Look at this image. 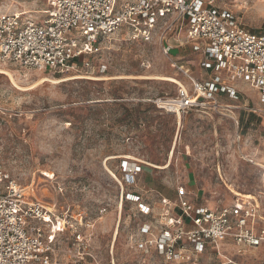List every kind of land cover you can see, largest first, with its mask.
Wrapping results in <instances>:
<instances>
[{"label":"rangeland","instance_id":"rangeland-1","mask_svg":"<svg viewBox=\"0 0 264 264\" xmlns=\"http://www.w3.org/2000/svg\"><path fill=\"white\" fill-rule=\"evenodd\" d=\"M220 4L249 30L264 31V0ZM47 8V0H0V14ZM166 39L131 41L122 31L83 58L91 67L64 75L2 66L15 81L0 73V163L47 207L92 221L96 254L88 264H173L139 248L140 229L183 196L211 208L245 198L258 203L264 216L259 92L239 81L240 100L226 96L219 111L179 116L162 110L153 101L175 96L179 84L150 76H171L189 87L179 66L197 68L200 61L186 30ZM124 161H136L142 170L126 176ZM131 194L139 198L131 200ZM143 205L150 208L146 214ZM53 225L44 234L64 264L71 235L59 221ZM182 264H264V246L239 254L227 242Z\"/></svg>","mask_w":264,"mask_h":264},{"label":"built area","instance_id":"built-area-1","mask_svg":"<svg viewBox=\"0 0 264 264\" xmlns=\"http://www.w3.org/2000/svg\"><path fill=\"white\" fill-rule=\"evenodd\" d=\"M47 1V9L0 14V66L59 75L80 72L91 67L83 60L86 55L98 52L100 43L122 31L131 41L149 42L158 35L164 42L170 33L186 30L188 41L201 51L200 67L213 75L198 79L180 65L191 85L178 83L175 96L154 100L159 108L176 114L219 111L223 108L220 95L240 100L237 80L257 90L264 102V31L246 28L220 0ZM34 14L44 17L38 21ZM170 50L166 45L165 52ZM141 170L136 161L122 164L126 176ZM129 198L136 201L139 196ZM177 203L172 210L164 206L156 222L142 225L138 246L143 252H156L168 263L182 264L227 242L239 254L264 246V216L255 201L242 198L232 206L211 208L183 196ZM144 207L146 214L150 208ZM55 220L71 235L64 264H88V258L96 254L94 233L89 232L92 221L77 219L68 209L47 207L8 177L0 163V264H62L59 249L44 234Z\"/></svg>","mask_w":264,"mask_h":264},{"label":"crops","instance_id":"crops-1","mask_svg":"<svg viewBox=\"0 0 264 264\" xmlns=\"http://www.w3.org/2000/svg\"><path fill=\"white\" fill-rule=\"evenodd\" d=\"M193 50L195 52H197L198 54H200V61L202 59V54L201 51H198L196 49H194V45H193ZM200 61H199V66L197 68H192V67H188V69H190L192 75L198 79H202V78H210L213 75V72L210 70H205L203 68L200 67ZM242 81V80H237L235 81L234 85L239 89L240 85H238V82ZM182 83V82H180ZM239 91L241 92V90L239 89ZM226 95H220L219 99L220 101L223 103V100H225Z\"/></svg>","mask_w":264,"mask_h":264},{"label":"bare ground","instance_id":"bare-ground-1","mask_svg":"<svg viewBox=\"0 0 264 264\" xmlns=\"http://www.w3.org/2000/svg\"><path fill=\"white\" fill-rule=\"evenodd\" d=\"M6 4V3H5ZM7 6V5H6ZM0 73H4V74H6V75H8L13 81H15L14 80V77H13V73L10 71V70H8L7 68H5V67H2V66H0ZM150 77H152V78H157V79H164V80H169V81H174V82H176V83H180V81H178V80H176L175 78H173V77H171V76H165V75H162V76H160V75H154V76H150ZM54 78V77H53ZM53 81L54 83H57L58 81H56V80H54V79H50V78H45L44 79V81ZM179 116H181V114H179ZM134 159H136V158H134ZM160 167H162V168H166L167 166H160Z\"/></svg>","mask_w":264,"mask_h":264}]
</instances>
